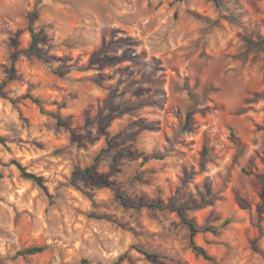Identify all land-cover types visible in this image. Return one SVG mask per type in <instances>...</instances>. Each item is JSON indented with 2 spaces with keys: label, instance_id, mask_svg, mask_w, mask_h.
<instances>
[{
  "label": "rangeland",
  "instance_id": "374dc122",
  "mask_svg": "<svg viewBox=\"0 0 264 264\" xmlns=\"http://www.w3.org/2000/svg\"><path fill=\"white\" fill-rule=\"evenodd\" d=\"M220 2L0 0V264H264V0Z\"/></svg>",
  "mask_w": 264,
  "mask_h": 264
},
{
  "label": "trees",
  "instance_id": "16d2710c",
  "mask_svg": "<svg viewBox=\"0 0 264 264\" xmlns=\"http://www.w3.org/2000/svg\"><path fill=\"white\" fill-rule=\"evenodd\" d=\"M210 2H212L217 8H221L223 7V3L220 2V0H208ZM30 31L32 32V28H30ZM39 37L32 34V44H31V50H34L36 45L39 42ZM4 85H0V91L2 90ZM22 99H27L32 101L33 103L40 105V101L36 98H33L31 95L26 94L22 97ZM193 115V111H190L186 114L185 117V127H188L190 121H191V117ZM58 121H60L58 119ZM68 123V121H64L62 122L63 126H66ZM1 143H4L3 139H0ZM209 154V150L208 148L205 146L203 148V157H207ZM98 162V157L95 159V164ZM13 164H15L17 166V168L20 171V177L24 180H28L31 181L33 183H35L37 186L42 187V183H43V179L40 176H37L35 174L32 173H28L26 171L25 168H23L18 162L13 161ZM95 164L93 166H91L90 168H87L86 170L83 171V174H86L90 177H94L92 169L95 167ZM261 197L264 199V180H263V187L261 189ZM146 207H152V208H157V209H162V206L158 203L152 202V203H147V204H143ZM178 215L180 216V218L182 219V221L187 225L189 233H190V247L192 252L195 254V256L197 257H201L206 261L209 262H214V259L208 255V253L201 247L197 246L196 243L194 242V237L196 236V234H198L199 232H211L213 234H217V229L213 228V227H205L203 229L197 227L195 225L194 222L187 220L186 217L184 216V214L181 212V209L177 210ZM230 223L229 220H226L223 224V227L227 226ZM44 248L43 247H30L28 249L22 250L20 252L17 253V256H29V255H35L38 253L43 252ZM144 256H146L149 259L155 258L156 255L153 254H148L146 252H141Z\"/></svg>",
  "mask_w": 264,
  "mask_h": 264
}]
</instances>
